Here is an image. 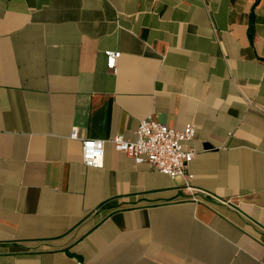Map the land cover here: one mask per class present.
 I'll return each instance as SVG.
<instances>
[{"label":"crops","instance_id":"1","mask_svg":"<svg viewBox=\"0 0 264 264\" xmlns=\"http://www.w3.org/2000/svg\"><path fill=\"white\" fill-rule=\"evenodd\" d=\"M147 116L191 189L108 141ZM0 264H264V0H0Z\"/></svg>","mask_w":264,"mask_h":264},{"label":"built area","instance_id":"2","mask_svg":"<svg viewBox=\"0 0 264 264\" xmlns=\"http://www.w3.org/2000/svg\"><path fill=\"white\" fill-rule=\"evenodd\" d=\"M107 68L114 70L119 51L106 50ZM195 128L186 123L182 128H174L147 116L140 120L135 139L130 140L122 134H114L108 141L114 148L129 156L136 164H147L171 178L181 177L184 187L191 189L192 173L188 166L194 151L184 148L183 142L194 137ZM71 139H78L77 128L70 133ZM105 140L95 138L81 139V159L85 167H101Z\"/></svg>","mask_w":264,"mask_h":264}]
</instances>
